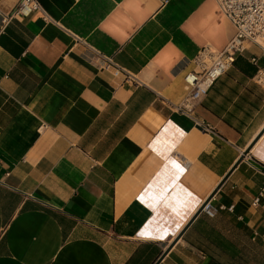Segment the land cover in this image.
<instances>
[{
	"label": "crops",
	"instance_id": "1",
	"mask_svg": "<svg viewBox=\"0 0 264 264\" xmlns=\"http://www.w3.org/2000/svg\"><path fill=\"white\" fill-rule=\"evenodd\" d=\"M17 2L0 0V264H264L259 47L178 108L196 55L235 32L216 0H39L48 18L2 22Z\"/></svg>",
	"mask_w": 264,
	"mask_h": 264
},
{
	"label": "built area",
	"instance_id": "2",
	"mask_svg": "<svg viewBox=\"0 0 264 264\" xmlns=\"http://www.w3.org/2000/svg\"><path fill=\"white\" fill-rule=\"evenodd\" d=\"M216 2L223 14L233 23L235 32L220 50L204 46L194 58L195 66L184 74L186 94L178 108L187 113L191 112L193 104L200 100L214 81L232 65L235 55L247 48L246 42L257 45L264 56V0H216ZM35 11H42L43 18H48L39 0H18L9 14L1 16V21L5 22L11 15L27 16ZM251 59L256 61L255 54ZM104 67L112 69L115 74L125 73V78L136 79L110 57L106 58ZM254 77L259 82L264 81V71L259 69ZM254 201L257 202V197ZM202 210L213 215L216 207L207 199L203 201Z\"/></svg>",
	"mask_w": 264,
	"mask_h": 264
},
{
	"label": "water",
	"instance_id": "3",
	"mask_svg": "<svg viewBox=\"0 0 264 264\" xmlns=\"http://www.w3.org/2000/svg\"><path fill=\"white\" fill-rule=\"evenodd\" d=\"M224 177H225V176H223V177L221 178V180L218 182V184H217L216 187H218V185H220V183L222 182V180L224 179ZM215 189H216V188H214V189L212 190V192L209 194V196L206 197V199H205L204 201H206L207 199H209V197H211V195H212V193L215 191ZM202 205H203V203H202L201 206L197 209V212L200 211V210L202 209ZM163 253H164V252H162V253L160 254V256L158 257V259L163 255ZM158 259H157V260H158ZM157 260H156V261H157ZM155 263H156V262H154V264H155Z\"/></svg>",
	"mask_w": 264,
	"mask_h": 264
}]
</instances>
